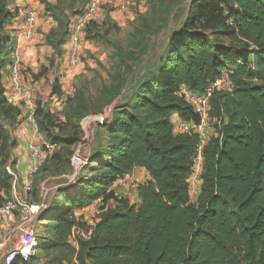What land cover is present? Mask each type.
Returning <instances> with one entry per match:
<instances>
[{
  "label": "trees",
  "instance_id": "trees-1",
  "mask_svg": "<svg viewBox=\"0 0 264 264\" xmlns=\"http://www.w3.org/2000/svg\"><path fill=\"white\" fill-rule=\"evenodd\" d=\"M8 2L0 0L3 182L13 179L7 167L18 145L4 123L14 124L20 115L8 103L3 83L14 42L7 30L14 19ZM95 26L101 25L91 23L87 32ZM59 28L62 37L65 26ZM218 37L241 46L220 49ZM49 43L58 48V42ZM223 72L229 74L233 88L216 90L211 97L215 134L202 148V186L193 202L189 180L200 139L175 133L172 118L200 122L181 89L204 93ZM129 80L119 79L118 87L106 91V101L120 100L105 123L97 124L95 149L82 170L94 162L105 173L67 196L65 209L50 217L53 239L46 249L71 246L78 264H264V0H192L187 19L171 34L165 54L141 77ZM90 112L87 106L83 110L69 106L65 118L72 131L65 133L67 128L39 103L35 122L39 133L69 155V149L81 142L80 121ZM102 130L104 137L99 136ZM102 154L105 163L95 157ZM56 160L62 162L63 155L57 153ZM137 168L145 169L151 180L139 185L138 202L131 204L116 196L112 186ZM3 196L0 192V204L6 200ZM98 200L100 213L84 232L89 238L77 235L74 245L70 241L74 230L82 232L85 224L76 212Z\"/></svg>",
  "mask_w": 264,
  "mask_h": 264
},
{
  "label": "rangeland",
  "instance_id": "rangeland-1",
  "mask_svg": "<svg viewBox=\"0 0 264 264\" xmlns=\"http://www.w3.org/2000/svg\"><path fill=\"white\" fill-rule=\"evenodd\" d=\"M37 1L43 5L40 14L39 8L29 6L17 8L16 12L11 11L14 15L11 26L17 25L18 31L23 29L20 35L18 32L13 37V47H19L21 94L24 97L27 93L30 94L35 108L38 109L40 103L44 109H48L56 119L60 120L62 127L67 128L65 133L72 131L71 127L67 126L65 118L69 106L82 110L84 106H87L91 112L80 121L83 137L76 147L69 149L72 151L69 155L63 153L61 147L56 148L51 144L47 136L35 130L37 136L35 141L41 140L55 148L52 150L45 148L44 162L40 169L33 172L30 177L29 174L33 171L32 163L24 180L15 171V160L11 159L9 166L12 167L14 176L7 182L0 179V192L4 195V199L11 198L14 194L24 193L25 187L30 185L32 199L46 206L36 238L37 257L31 264H78L76 250L71 246L54 250L46 249L48 240L53 239L52 230L49 228L52 223L50 217L58 215L65 209L63 206L67 196L79 192L86 183L97 175H103L105 171L94 162L84 171H76L71 166V157L75 152L91 154L94 152L95 144L93 143L97 139L94 138L97 131L95 121L102 115L112 114L120 100L117 97L111 103L106 101L104 97L106 91L108 93L118 87L119 79H138L156 59L165 54L171 34L181 28L187 19L192 0H142V4L136 6L132 5V0H101L102 25L91 27L86 32L81 56L76 63H73L68 56L67 43L71 34V23L74 18L87 11L91 0ZM28 11H34L37 14L34 36L29 38L27 37L28 26H26ZM61 24L65 26L62 37L59 36ZM7 30L10 35H13V31ZM17 35L21 36L23 41L33 42L35 49L31 52L27 51L28 53L22 50L20 42H17ZM50 39L58 42V48L49 43ZM217 42L220 49L228 51L233 44L241 46L237 42L221 37L217 38ZM13 59L11 53L4 70L3 83L9 88H11L8 83L10 65L18 61L17 58ZM127 82L130 87V80ZM12 93L10 91L8 97L12 96ZM69 101H72V104H69ZM16 107L18 112H24L27 119L28 110L23 98L18 101ZM105 133L106 130H102L99 136L104 137ZM57 153L63 155V161L60 163L56 160ZM95 157L103 160L104 163L107 160L104 155ZM3 173H7V170L4 169ZM136 177L143 180L139 175ZM119 187H126V192L122 193L125 199L131 204L137 203L133 192L138 189L136 190L130 182ZM192 197H195V193ZM101 205L99 201L90 210H86V207L76 212L78 219L85 222L81 228L82 232L92 228ZM6 223L9 228L0 229L2 238L13 228L12 224ZM1 224L2 221H0ZM7 242L9 250H13L18 241ZM7 252L8 249H6ZM0 264H7L6 256L3 254L0 255Z\"/></svg>",
  "mask_w": 264,
  "mask_h": 264
},
{
  "label": "built area",
  "instance_id": "built-area-1",
  "mask_svg": "<svg viewBox=\"0 0 264 264\" xmlns=\"http://www.w3.org/2000/svg\"><path fill=\"white\" fill-rule=\"evenodd\" d=\"M142 4V0H132V5L136 6ZM101 0H91L88 5V9L85 13L74 18L72 20L71 34L67 43L68 56L69 59L76 63L83 49V42L85 40L86 32L91 23L97 25H102L101 17ZM28 26L27 37H33V30L37 26V14L34 11H28L26 14ZM51 18V17H50ZM52 19V18H51ZM50 19V20H51ZM52 21V20H51ZM16 49V50H15ZM19 47H11L12 56L18 61L12 62L9 69L10 79L9 84L11 88L5 86L6 89V98L11 104H17L19 100L23 98L25 101L28 114L27 120L32 124L33 128L38 131L37 124L35 122V104L32 96L26 94L27 96H22L21 94V76L19 68ZM10 53V54H11ZM13 59V60H14ZM249 67H254L253 57L250 59ZM233 88L230 76L228 73L223 72V74L213 82L204 93L193 92L187 87L181 89V96L183 99L193 108L195 113L200 117V122L195 121H185L181 120L174 128L179 133H189L196 134L200 139V145L197 154L194 158V167L192 176L189 180V191L192 195L201 190L202 186V172H203V154L202 148L206 142L215 134V122L210 117L211 111V97L216 90L219 91H231ZM12 91V96L8 97L9 92ZM107 115H102L98 117L96 124H104ZM45 148L50 150L54 149V146H51L45 142L34 141L30 145L31 158L33 163V171L30 172V177L33 175V172H37L42 163L44 162ZM91 153L86 152H76L72 159L71 165L76 171H82L87 167L90 161ZM8 172L14 176L13 171L10 167H7ZM120 185H124L130 182L135 189L139 188V185L143 183L141 179L136 177L135 174H129L124 177H121L117 180ZM13 185H16V179L13 181ZM32 187L27 185L25 187L24 193L14 194L11 198H6V200L0 204V229H3V223L6 221L13 225V228L9 231L8 235L3 238L0 237V255L6 256L7 264H13L15 260L20 259L18 264H27L36 254H37V231L40 221V215L43 210L46 209L45 205H41L36 202L30 196ZM116 192V196L122 198L121 193ZM101 202V200H98ZM81 235L84 238H89L90 234H85L75 229L72 237L70 239L71 243L76 245V236ZM7 241H18L17 245L13 250H9V244ZM6 249L8 252L6 253ZM6 253V254H5Z\"/></svg>",
  "mask_w": 264,
  "mask_h": 264
},
{
  "label": "crops",
  "instance_id": "crops-1",
  "mask_svg": "<svg viewBox=\"0 0 264 264\" xmlns=\"http://www.w3.org/2000/svg\"><path fill=\"white\" fill-rule=\"evenodd\" d=\"M9 10L12 12H16L17 8L21 9L25 6L33 7V8H39V14L43 10V5H40V3L37 0H9ZM39 6V7H38ZM9 30L13 31V37L15 34L19 35L21 34L20 32L23 30L21 29L20 31L17 30V25L15 26H10L7 27ZM17 32V33H16ZM18 41L21 44V49L25 50L26 52H31L32 50L35 49L33 42L29 43L28 41H23V38L21 36H18ZM27 52V53H28ZM17 106V104H13ZM26 115L24 112H21L18 120L14 124L10 123H4L5 127L10 130L11 137L13 140L17 141V148H15L12 151V159L15 160V167H16V172L18 173L19 177H21L23 180L26 178L27 174L30 171V167L32 166V158H31V151H30V145L36 140V131L33 128L32 124L26 119ZM182 119L178 116L175 115L172 118V123L174 126H176ZM175 133H179L176 131V128H174ZM14 171V172H15ZM133 174L141 176L143 178V183L150 181V175L147 173L145 169L142 168H137L133 171ZM120 183L118 181L114 182L112 189L114 191H117L118 193L120 192L121 194L123 192H126V187H119ZM122 186V185H120ZM200 191L195 194V197L192 198L193 202H196L198 197H199ZM133 196L137 199L138 202V191L133 192ZM99 201H96L89 205L86 210H90L91 208L94 207V204H96ZM100 212H98L99 214ZM3 229H8L9 226H7V223L4 222Z\"/></svg>",
  "mask_w": 264,
  "mask_h": 264
}]
</instances>
